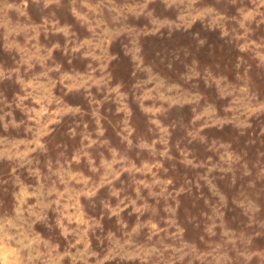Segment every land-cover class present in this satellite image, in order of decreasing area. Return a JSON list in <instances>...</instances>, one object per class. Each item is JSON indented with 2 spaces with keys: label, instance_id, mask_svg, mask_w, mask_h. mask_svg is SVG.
Returning a JSON list of instances; mask_svg holds the SVG:
<instances>
[{
  "label": "rangeland",
  "instance_id": "obj_1",
  "mask_svg": "<svg viewBox=\"0 0 264 264\" xmlns=\"http://www.w3.org/2000/svg\"><path fill=\"white\" fill-rule=\"evenodd\" d=\"M0 264H264V0H0Z\"/></svg>",
  "mask_w": 264,
  "mask_h": 264
}]
</instances>
